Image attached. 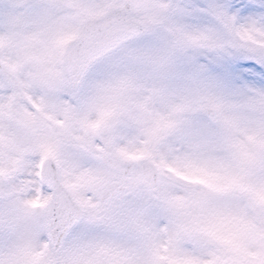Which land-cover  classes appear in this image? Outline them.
Segmentation results:
<instances>
[{
    "label": "snow or ice",
    "instance_id": "obj_1",
    "mask_svg": "<svg viewBox=\"0 0 264 264\" xmlns=\"http://www.w3.org/2000/svg\"><path fill=\"white\" fill-rule=\"evenodd\" d=\"M114 23L119 50L146 37L160 43L166 54L152 58L160 75L90 95L92 65L65 57L71 34L63 32L44 51L0 63V233L23 236L22 245L0 246V264H264V0H131ZM216 29L255 42L228 54L207 39ZM0 37L13 42L10 19ZM13 60L15 71L6 66ZM171 100L167 116L137 120ZM189 109L208 121L175 118ZM121 123L139 126L125 146ZM64 144L94 159L119 147L150 168L86 172ZM157 214L163 225L153 223ZM84 231L86 253L72 243Z\"/></svg>",
    "mask_w": 264,
    "mask_h": 264
},
{
    "label": "clouds",
    "instance_id": "obj_2",
    "mask_svg": "<svg viewBox=\"0 0 264 264\" xmlns=\"http://www.w3.org/2000/svg\"><path fill=\"white\" fill-rule=\"evenodd\" d=\"M2 14L5 19L9 14L7 5L3 6ZM212 43L221 46L228 45L224 51L228 54L239 52L244 46H250L255 41L251 37L237 38L235 34L224 33L221 29H216L211 36L207 38ZM247 41V45L242 41ZM141 48V51H133V49ZM166 53L159 42L152 40L151 37H146L143 45L131 44L128 50H118L111 56L103 60L97 61L92 65L89 83L87 89L90 95H97L101 91L112 87L119 83L121 80L127 79L132 76L142 75H160L161 70L153 62V57H162ZM136 58L135 60L133 58ZM177 88H185L186 86L180 83L173 85ZM176 100H171L165 103L157 104L155 109L148 110L137 115V120L143 125H150L154 121L167 116L172 112L173 105L177 103ZM180 121H208V117L204 113L194 112L191 109L183 114L175 117ZM212 127L217 131L218 136H223V129H220L214 122ZM139 134V126H130L126 123H121L119 126V146H125L134 137ZM171 139V138H169ZM62 151L65 153L68 161L76 167L87 171H104L106 169H118L121 167L138 168L148 171L150 168L149 161L138 159H127L120 154L119 147L114 148L112 153L105 158H90L78 152L72 145L64 144ZM213 156L218 160H225L227 152L218 151L213 153ZM170 183L176 184L178 181L170 179ZM195 211V210H194ZM153 223L163 225L165 220L162 215L157 214L153 217ZM92 239V233L84 231L73 238V246L80 251L86 253L89 243ZM23 244L22 233L9 235L8 233H0V246H15ZM129 247H137L142 244L138 239H130L128 241ZM186 248L191 249V244L185 245Z\"/></svg>",
    "mask_w": 264,
    "mask_h": 264
},
{
    "label": "rangeland",
    "instance_id": "obj_3",
    "mask_svg": "<svg viewBox=\"0 0 264 264\" xmlns=\"http://www.w3.org/2000/svg\"><path fill=\"white\" fill-rule=\"evenodd\" d=\"M123 1L125 0H0V21L5 19L2 9L7 5V19L11 21L14 37L12 43H6L0 37V57L4 63L17 55L44 51V40L53 32L71 34L68 43L79 33L85 20L104 16ZM31 3H47L54 7L50 11H30L26 5ZM42 16L50 17V22L43 23ZM6 66L13 71L18 67L14 60ZM27 66L28 61L22 60L19 70L23 71Z\"/></svg>",
    "mask_w": 264,
    "mask_h": 264
},
{
    "label": "water",
    "instance_id": "obj_4",
    "mask_svg": "<svg viewBox=\"0 0 264 264\" xmlns=\"http://www.w3.org/2000/svg\"><path fill=\"white\" fill-rule=\"evenodd\" d=\"M121 10L122 6L102 19L87 21L81 34L68 45L65 57L74 63L87 60L92 65L97 59L118 47L121 43L120 30L114 22Z\"/></svg>",
    "mask_w": 264,
    "mask_h": 264
}]
</instances>
